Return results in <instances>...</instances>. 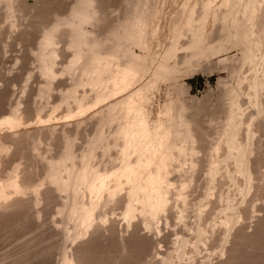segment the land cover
Wrapping results in <instances>:
<instances>
[{
  "label": "rangeland",
  "instance_id": "374dc122",
  "mask_svg": "<svg viewBox=\"0 0 264 264\" xmlns=\"http://www.w3.org/2000/svg\"><path fill=\"white\" fill-rule=\"evenodd\" d=\"M79 1L0 0V144H4L1 141L4 140L6 147L9 146L7 152L5 150L0 158V172L2 173L0 176L2 177L1 184H3V181L9 180L8 176L12 173V178L17 180L21 186L16 192L9 187V190H6V194L9 193L7 194L9 199H6V194L4 195L5 199L3 197L0 199V264H62L66 256L69 261L74 259L71 263L68 262L69 264H264V84L261 86V92L258 91L259 94L255 95L253 92L255 91V81H264V76L263 79H259L262 74L264 75V60L261 58L264 56V5H260L259 7H262L258 8L254 15L253 6L255 7L256 0H166L167 2L165 0H95V9H93V0L90 2L93 5L91 4L90 7L89 4L85 6V4L83 5L85 2L82 1L81 4ZM228 2L232 8H229ZM210 4L211 6H209ZM241 5L246 8L242 9ZM143 6L149 12H145V10L143 12ZM193 7L194 9H192ZM10 8L11 10H9ZM83 8L85 11H90L88 12L90 15H93L91 12L97 13L95 14L97 17L94 18V15L87 22L83 21V15L87 13L83 12ZM12 9L15 11L13 12ZM135 9L139 11L141 9L140 12L148 18L146 20L149 25L155 24L153 27L148 25L151 31L154 27H156L154 29L156 31V24L160 22V27L158 25L159 29L156 32L147 33L146 30L148 35L146 34L145 37L148 36L146 37L148 40L144 38V42L145 44L148 42L146 45L149 48L141 46L146 48L143 52L141 47H133L141 55L138 54L139 60L144 61L141 63L142 66L144 67L146 60L145 67H149V69L145 68L147 70L145 73L146 70L144 71L141 66L143 74H146L141 75L147 81L140 78L141 76L137 81L143 80L144 88L150 84L148 92L146 89L143 91L144 94L145 91L147 92L146 99L148 95L145 105L149 110L148 114L150 113V122L154 124L159 119L160 121L164 119V121H168V123L163 121L168 124L167 126L170 127L172 124L174 137L172 135L173 141H171L177 142V145L174 143L176 147L173 144L174 147L182 151L176 150V152L173 147L172 156L174 155L173 151L176 153L172 159L169 157L172 164L169 166L170 162H168L169 168L167 169L170 171L167 172L166 177L169 180L165 184L164 193L167 191L170 193L169 196L168 192L166 194L169 198L167 197L166 201L168 202L164 203V207L157 208L158 211H155L154 215L153 212H149L153 207L149 209L150 206L141 205L143 204L140 201L142 192H139L141 198L138 193L136 194L138 197L132 196L133 201L134 197L139 198L136 199L138 203L134 201L133 206L138 207L140 204L141 209L133 207L134 213L132 214L130 211L129 214L132 215L128 214V216L129 211L126 213V210L131 197L130 184L132 180L122 176L124 183L119 185L117 176H114L115 170H119L118 168L122 166L121 163L123 164L126 160H122V157L127 156V153L121 151V147L124 150L122 137L120 136L118 139V136H115L120 124L122 125V122L125 121V117L122 115V110L118 108L115 119L106 120L108 112L106 104L119 99L127 91H121L118 95L112 93L111 95L114 97L111 99V92L107 91V87H102L103 90L105 89L102 91L100 89L102 85L99 86L100 88L87 85L88 83L85 82L87 77L82 74L81 66L79 67L78 64L74 67L75 65L71 66V63L75 58L76 51L81 50H77L80 45L83 46L82 52H84L82 63L89 58L88 56L86 58V55L91 50L89 49L90 44L88 46L85 43H91V39L87 36L90 39L88 41L86 36V39L81 37L80 32L81 35H84L82 33L87 31L86 33H89V36L92 35V38L96 36L98 43L94 40L96 44L92 41L91 46L99 44L100 47H97L101 49L99 51L107 54L111 52L110 45L112 46L114 41H111L113 34H111V40L108 35L113 31L115 33L117 26L126 19L127 12H129L127 16L132 15L136 12ZM191 9L195 10L194 13L198 18L202 14V19L200 18L199 21L203 22L194 20L197 18L194 17L195 14L191 12ZM190 12L194 14L192 21ZM226 14H230V16H225L227 18L225 21L224 15ZM68 17L70 18L68 19ZM189 17H191L189 21L191 23L188 22ZM251 17L257 21L253 26L256 25L259 32L254 30L257 28L253 27L256 33L255 36L252 34L253 40L257 38L254 40L255 47L253 46V48L257 53H255V58L248 59L250 60L248 63L247 59L243 58L245 56L243 38ZM219 19H222L221 22H223L221 23ZM193 20L195 23L192 25ZM197 22V25L200 23L199 26L194 25ZM66 23L71 26L69 27ZM69 28L77 30V32ZM194 28H197L195 29L197 33L192 30ZM51 29L54 39L56 38V45L54 43L53 46L55 45L54 49L57 54L51 60L49 57L47 60L45 59L44 63L40 56V42L46 32H50ZM202 29L205 33L201 31ZM192 31L195 33L193 34ZM181 33L182 35H180ZM200 33L205 34V37L208 35L207 39L211 36L208 40L216 42H209L212 46L208 42L206 43V46L209 45L214 51L208 46L205 47L208 50L203 48L206 38L202 45L195 41L197 38L194 36ZM209 34L211 35L209 36ZM178 35L184 43L196 38L193 42L194 44L196 42L194 48L189 46V43L192 42H187L191 47V52L194 50L196 52H192L193 55H196H192L193 61L190 60L192 62H189L192 53L186 52V49L183 48L184 51L180 48L181 45L177 46V50L180 49L174 55L176 52L174 53L173 50L177 44L173 41L176 39L177 43ZM79 36L83 42L87 40L84 43L86 46L83 42H78L80 41ZM259 36L261 37L259 38ZM107 37L109 42H112L111 44L107 41ZM72 41L74 44L71 43ZM181 41H178V45L181 43L183 46ZM172 43H174V49ZM199 44L204 51L201 50ZM257 45L259 49H257ZM171 46L173 55H167L168 50L171 52ZM221 46L223 49L220 48ZM217 48L222 51L216 53ZM208 51L209 53L213 52L209 55ZM204 52L207 54L204 55ZM170 55L173 57L172 59L168 58ZM162 57L166 60H163ZM182 57L186 59L188 57V60ZM179 59L180 61L183 59L184 63L188 61L189 64L185 63L182 68L180 65L183 63H180ZM245 59L247 63H243ZM254 60L256 62L252 63ZM161 63L169 68L172 66L171 70L174 67L175 71H171L173 78L172 76L168 78L170 69L159 65ZM176 63H179L178 69L174 66ZM46 64L50 65L51 69L53 68V75L50 74L51 70ZM156 66L164 70L160 71ZM253 69L256 73L255 76L252 73ZM155 70H158L157 73ZM260 70L263 73L259 72ZM47 71L49 72L47 73ZM163 71H165L164 77L167 75L166 79L160 75ZM243 72L250 78L253 77V80L251 79L250 82L248 76H245L246 84L241 78H244ZM153 73L156 77L160 75L158 76L160 79L152 78L154 81L158 80L157 84L156 81L153 82L149 79ZM161 76L165 80H161ZM199 76L204 78L202 85L194 80ZM237 76L239 77L237 78ZM81 77L86 78L84 83H81L85 86L77 84V88L75 84L78 83V80L80 81ZM212 78L215 80L212 81ZM140 82H136L139 84H135L137 86L133 87L142 88L143 85ZM148 82L152 84H148ZM241 84L244 86L243 90H239L243 87ZM139 85L142 86L139 87ZM231 86L236 87L234 89L239 91H234ZM76 88L77 91L74 90ZM98 89L102 93L109 92L105 97L106 100H104L105 98L103 101L99 99L100 102L97 100V93H101ZM128 91L130 92L129 89ZM250 92H253L254 95L251 96ZM68 94L73 95L74 98H68ZM254 101H256L255 104ZM258 102L260 105H257ZM80 105L84 107V111L81 110ZM236 108H238L236 111L238 114L241 111L239 114L241 122L239 115L235 116ZM7 116L14 119L17 117L21 124L19 123L17 126L18 121L15 119L16 127L11 128L8 125L10 121L6 120L3 123ZM170 117L173 121L169 120ZM236 117H238L239 123L236 122ZM101 119L103 122H100ZM222 127H229L230 131L226 128L222 129ZM100 135L104 138H101ZM97 136L98 139H96ZM224 136L225 139L227 138V142H223ZM241 138L245 141H242ZM188 139H195V141L192 143ZM96 140H100L98 141L101 143L98 144L99 146L95 145ZM69 141L71 147L74 146L72 150L74 157H71L73 160L71 158L68 161H65L66 158L62 160L65 168L62 166L58 169L60 173L57 176L60 174L61 176L57 178H62L57 179L55 176L58 181L64 179L63 182H68L69 180L65 181V179L71 178L75 169H81L84 163H90L93 167L95 166L96 170L105 172L106 176H111L113 172L105 183L109 184L104 186L105 188H102L100 193L90 192V187L87 186L88 182L78 185V189L81 185V190L78 191L83 203L86 202L89 206L94 200L92 205L94 215L90 218L92 220L89 219L84 226L78 225L77 216L70 217L68 214L69 209L74 205L76 191L71 187H67L68 190L66 186H63L64 184L61 185L62 181L58 182L51 175L55 180L52 181L50 176L51 170L54 171V169L50 170L51 164L53 162L57 164L64 158L63 156L67 152L65 150L70 147V144L68 148L66 145ZM72 142L75 144L73 145ZM244 142L247 143V148L243 144ZM223 143L228 145V154ZM122 144L123 146H121ZM94 146L96 148L93 149ZM191 147L196 149L193 151ZM92 149L94 152L90 156ZM131 150L133 151V149ZM183 150L185 151L183 152ZM235 151H237L236 155ZM121 152L124 153V156H121ZM133 152L135 154L137 150ZM131 153L130 151L129 154ZM137 156L133 157L137 158ZM212 161H216L217 164L214 162L211 164ZM233 161L237 164H233ZM73 164L75 169L72 168ZM211 165L212 167H210ZM13 168L18 171L17 176L14 173L15 177H13ZM17 171L15 170V172ZM125 178L131 183L129 184ZM59 185L63 189L60 190ZM117 187L119 188L117 189ZM18 192L21 193L17 194ZM23 194L24 196H22ZM10 195H12L11 198ZM37 196L38 198H36ZM233 215L234 218L231 217ZM226 224H230L228 228ZM70 236L76 237L72 240L69 239Z\"/></svg>",
  "mask_w": 264,
  "mask_h": 264
},
{
  "label": "bare ground",
  "instance_id": "6f19581e",
  "mask_svg": "<svg viewBox=\"0 0 264 264\" xmlns=\"http://www.w3.org/2000/svg\"><path fill=\"white\" fill-rule=\"evenodd\" d=\"M15 1V0H14ZM78 1V0H77ZM85 2V3H83V2ZM252 1V0H251ZM261 1L262 0H256V3H254V5H255V7L253 6V12H255V13H253L254 15L256 14V12H257V10H258V8L260 9L264 4H263V2L261 3ZM5 2V1H4ZM81 2V4L83 3V5L85 4V6L86 5H88L89 7H90V5L92 4V3H90L91 2V0H87V2H86V0H80L79 1V3ZM93 2H94V8H93V6H91L93 9H95L96 7H95V0H93ZM165 2H167L166 0H165ZM164 2V3H165ZM243 2V1H242ZM2 3V2H1ZM12 2L10 1V4H11ZM210 3H212V2H210ZM75 4V3H74ZM78 4V3H77ZM76 4V5H77ZM12 5V4H11ZM13 5H14V3H13ZM139 5L141 6V4L139 3ZM149 5V4H148ZM228 5H229V8L231 7V4L228 2ZM238 5V4H237ZM236 5V6H237ZM243 5V4H242ZM241 5V6H242ZM246 5V4H245ZM260 5H262L261 7H259ZM6 6V5H5ZM87 6V7H88ZM139 6V7H140ZM209 6H211V4L209 5ZM208 6V7H209ZM213 6V5H212ZM14 7V6H13ZM147 7H149V6H147ZM8 8H9V6H8ZM12 8V7H11ZM11 8L9 9V10H11ZM73 8V7H72ZM80 8V7H79ZM145 8V6H143L142 7V10H143V12H144V9ZM152 8H153V6H152ZM228 8V9H229ZM232 8V7H231ZM236 8V7H235ZM243 8H246V7H243L242 6V9ZM71 9V8H70ZM85 8H83V12L85 11L84 10ZM139 9V8H138ZM150 9V8H149ZM192 9H194V7L192 8ZM192 9H191V12H193L194 13V11H192ZM196 9V8H195ZM7 10V9H6ZM75 10V9H74ZM97 10V9H96ZM95 10V11H96ZM136 10V12L134 13V14H132V15H129V16H127L128 14H129V12H127V15H125L126 17V19L125 20H123L122 21V23L121 24H119L118 26H117V28H116V32L114 33V31H113V33H110V35H108V37L110 38V40H111V34H113V38H112V40L111 41H113V43L112 42H109L110 40L108 39V37H107V41L111 44H113L112 46L110 45V48H111V52H108L107 54H105V53H103L102 51H99V50H101V49H98L100 46H99V44H97V46L96 45H94V46H91V44H92V41H93V43L96 41V43H98L97 42V38H92L91 36L92 35H88L89 33H86L85 31H84V33H82V34H84V35H81V32H80V36L81 37H83V38H85V36H86V38H87V36L91 39V43H85V41H89L90 39L89 38H87V40H84V42L82 41V39H81V37L79 38L80 39V41H78V42H83V44L85 43L86 45H88V44H90V47H89V49H91V50H89V52H90V54H89V52H88V55H86V58H88V59H86V61L84 62V63H82V57H84V52H82V48H83V46L82 45H80V47H79V45H76L77 47H79V49H77V50H80V51H76V54H74V60H73V62L71 63L72 65L71 66H74V67H76V66H78V64H79V67L81 66V70H83V75H86V77H87V79L86 78H84L83 79V77H81L80 78V81L78 80L77 82L78 83H76L75 84V86L77 87V84L78 85H80L81 83H84V80H85V82H87L86 84L87 85H93L94 86V88H97V87H99L100 85H102L101 86V90L102 91H105V89L103 90L102 89V87L103 88H106V89H108L107 91H109V92H111L110 93V95L113 93V95H118L119 94V92H121V91H127V92H129L128 91V89L130 90V92L129 93H127V92H125V93H127V94H123V96L122 97H120L119 99H116V100H114V101H109L108 102V104H106V108H107V121L109 120V121H112V120H114L115 119V115L117 114L116 113V111H117V109L118 108H120L121 110H122V115L125 117V121L124 122H122L123 124L121 125L120 124V127L117 129V131H116V133H115V136L117 135L118 136V139L120 138V136L122 137V139H123V144H124V150H123V147H121V151H124V153H127L126 155V157L125 158H123L122 157V160H125L124 162H123V164L121 163V167H119L118 169L119 170H115V172H114V176L116 175L117 177H121V178H117L116 177V179H117V182H118V184L120 185V183H124L122 180H124V179H122V176H125V177H127V179H130V180H132V183H131V181L129 182L126 178H125V180L127 181V182H129V184H130V189H131V197H130V200L128 201L129 202V204H128V206H127V210H126V213H127V211H129L128 213H127V215L129 214V213H131L132 212V214L134 213V211H135V209H133L132 210V208L134 207L133 205L135 204V202L134 201H137L139 198H141V195H140V193L139 192H142L141 194H142V199H143V201H142V199L140 200L141 202H143V204H141L142 206H144V204L146 205V206H144V207H149V209H152L151 207H153V209H155V210H150L149 212H153V214L155 215V211H158V209L157 208H160L161 206L162 207H164V203L166 202H168V201H166L169 197V193L170 192H168V196H166V194H167V192L166 193H164V187H165V184L168 182V180L169 179H167V177H166V175H167V172H169L170 171V169H167V168H169L168 167V162H170V165L169 166H171V164H172V160H170V158L169 157H171V159L174 157V155H175V153L177 152L176 150H179V148L178 149H176L175 147H176V145L172 142L173 140V138H172V135H173V132H174V130H172V128H174L173 126H172V128H171V125H170V127L169 126H167L168 124H165L164 122H166V123H168V121H164V119H161V120H163V121H160V119H159V121L157 122H155L154 124L153 123H151L150 121V113L148 114V111L149 110H147V108H146V101L148 100V95H147V99H146V97H145V95L147 94V90H149L148 89V86L150 85L149 83H151V82H148V84L149 85H147V87L146 88H144V84H142V81L143 80H145V77H144V79H143V75H146V74H143V69H144V71L146 70L145 68H147V69H149V67H145L146 66V60H145V65H144V67L142 66V64L141 63H143L144 61H140L139 60V58H140V53H137L136 52V49L134 48L133 49V47L135 46V47H141V46H146L147 47V43L148 42H146V44H145V42H144V38L146 39V40H148L146 37H148V36H146L145 37V35L147 34V33H150V32H153L154 33V29L156 28V27H154L153 28V30L151 31L150 30V28H148L150 25H149V22L147 21L148 20V18L147 17H145L144 16V14L143 13H141L140 11H141V9H140V11L139 10H137V9H135ZM219 10V9H218ZM12 11L14 12L15 10H13L12 9ZM71 11V10H70ZM139 11V12H138ZM227 11H229V10H227ZM231 11V10H230ZM244 11V10H243ZM243 11H240V12H243ZM1 12V11H0ZM11 12V11H10ZM13 12H11V13H13ZM79 12V11H78ZM77 12V13H78ZM82 12V13H83ZM87 12V13H86ZM88 12H90V11H85L84 13H86L85 15H83V21H85V22H87L89 19H90V17L92 16H94L95 14H97V13H92L91 12V14H93V15H90V13H88ZM145 12H149V11H146L145 10ZM190 12V15H191V17H189V20H188V22L190 21V18H191V21H192V19H194V17H196V13H194L195 14V16H194V14L193 13H191ZM7 13V12H6ZM72 13V12H71ZM155 13H156V10H155ZM222 13V12H221ZM8 14H10V13H8ZM70 14V13H69ZM131 14V13H130ZM150 14V13H149ZM151 14H152V12H151ZM150 14V15H151ZM153 14H154V9H153ZM152 14V15H153ZM206 14V13H205ZM224 14H225V12H224ZM79 15V14H78ZM194 17H193V16ZM220 15V14H219ZM218 15V16H219ZM228 14H226V15H224V20H225V18L226 17H229L230 16V14L227 16ZM241 15V14H240ZM11 16H13L12 14H11ZM10 16V17H11ZM67 16V15H66ZM202 14H200V18L202 19ZM213 16H215L214 14H213ZM226 16V17H225ZM253 16V15H252ZM9 17V18H10ZM91 17V18H92ZM97 17V15H95L94 16V18H96ZM204 17H205V15H204ZM216 17V16H215ZM220 17V16H219ZM218 17V18H219ZM242 17V16H241ZM255 17V16H254ZM254 17L252 18L251 17V19L249 20L250 22H249V24H247L248 25V27H247V29H246V32H245V35H244V38H243V43H244V46H245V52H244V54H245V56H243V58L245 57L246 59H247V62L249 61L250 62V60H248V59H253V58H255L256 56H255V53H257V52H255V50H254V48H253V46H254V40L255 39H257V38H255L254 40H253V37L256 35V33L254 32V30H256V31H258V29L259 28H257V26L255 25V26H253L254 24H255V22H257V21H255L254 20ZM5 18H6V16H5ZM12 18V17H11ZM70 17H68V19H69ZM146 18H147V20H146ZM197 19H194L195 21L196 20H198L199 21V19L200 18H198V17H196ZM221 18V17H220ZM223 18V17H222ZM236 18V17H235ZM77 19V18H76ZM227 19V18H226ZM67 20V19H66ZM66 20H63L64 22H66ZM193 20V22H192V25H193V23H195V21ZM220 20V19H219ZM222 20V19H221ZM221 20H220V22H221ZM237 20V19H236ZM8 21V20H7ZM11 21V20H10ZM82 21V22H83ZM156 21V20H155ZM202 20H200L199 22H201ZM226 21V20H225ZM224 21V22H225ZM58 22V21H57ZM63 22V23H64ZM203 22V21H202ZM223 22V21H222ZM221 22V23H222ZM236 22V21H235ZM55 23V22H54ZM59 23V22H58ZM58 23H56L57 25H59ZM63 23H62V26H63ZM72 23V22H71ZM81 23V22H80ZM84 23V22H83ZM154 23H157V22H154ZM154 23H152V24H154ZM160 22H158V24H156V26H157V30L159 29L158 28V25H159V27H160V24H159ZM189 23H191V22H189ZM189 23H187V24H189ZM67 24V23H66ZM65 24V25H66ZM74 24H76V23H74ZM86 24V23H85ZM84 24V25H85ZM118 24V23H117ZM116 24V25H117ZM198 24V22L196 23V24H194V25H197ZM232 24H233V22H232ZM68 26H69V24H67ZM77 25V24H76ZM79 25V24H78ZM149 25V26H148ZM155 25V24H154ZM153 25V26H154ZM191 24H190V27L192 26ZM199 25H200V23H199ZM199 25H197V26H199ZM263 25V24H262ZM54 26H56L55 24H54ZM53 26V27H54ZM71 26V25H70ZM69 26V27H70ZM80 26V25H79ZM152 26V25H151ZM152 26V27H153ZM196 26V27H197ZM52 27V28H53ZM86 27V26H85ZM84 27V28H85ZM114 27V26H113ZM227 27V26H226ZM253 27L254 28H257V29H254L253 30ZM258 27H260V26H258ZM61 28V27H60ZM75 28V27H74ZM198 28V27H197ZM197 28H194V29H192V30H194L195 31V29H197ZM69 29H72V28H69ZM81 29H83V28H81ZM88 29V28H87ZM149 29V30H148ZM228 29V28H227ZM227 29H226V32H227ZM260 29H261V27H260ZM49 30V29H48ZM47 30V31H48ZM55 30V29H54ZM73 30V29H72ZM71 30V31H72ZM111 30V29H110ZM146 30H147V33H146ZM156 30V31H157ZM234 30H235V28H234ZM73 31H75V30H73ZM155 31V32H156ZM201 31H203V29L201 30ZM53 31H52V29H51V31L49 32L48 31V33L46 32V35L44 36V38L41 40V44H40V47H41V50H40V56H42V58H43V61H44V63H45V59L47 60L48 59V57H49V59L51 60V59H53L52 57L53 56H55L56 54H57V52H56V49H54V46L56 45V38L54 39V37H53V34L54 33H52ZM75 32H77V30L75 31ZM74 32V33H75ZM145 32V33H144ZM193 32V31H192ZM196 32V31H195ZM195 32H193V34L195 33ZM223 32V31H222ZM235 32V31H234ZM259 32V31H258ZM261 32V31H260ZM197 33V32H196ZM202 33V32H201ZM200 33V34H201ZM203 33H205L204 31H203ZM57 34V33H56ZM78 34V33H77ZM77 34H75V35H77ZM183 34H184V30H183ZM199 34V35H200ZM252 34H254V36L252 35ZM148 35V34H147ZM180 35H182V33L180 34ZM195 35H197V34H195ZM199 35H197V36H194V37H196L195 39H193L192 41H187V42H192L191 44L189 43V46L191 45V47L192 48H194V46H195V44H196V42L197 43H199L200 42V44L202 45L203 44V41H204V38H206V42H205V44H204V49L205 50H208V49H206L205 47H210V46H212V44L211 43H216L214 40H213V42H211L212 40H208V39H210V35L211 34H209V38L207 39V37H208V35H207V37H205L204 35H200V36H204L202 39L200 38L199 39ZM199 36V37H198ZM56 37V36H55ZM74 37H76V36H74ZM182 37V36H181ZM193 37V38H194ZM235 37V36H234ZM261 36H259V38H260ZM72 38V37H71ZM78 38V37H77ZM85 38V39H86ZM178 38H179V35H178ZM177 38V39H178ZM222 38V37H221ZM54 39V40H53ZM93 39V40H92ZM223 39V38H222ZM221 39V40H222ZM74 40V39H73ZM95 40V41H94ZM194 40L196 41L195 42V44L193 43L194 42ZM208 40V41H207ZM220 40V39H219ZM220 40V41H221ZM235 40V39H234ZM75 41V42H74ZM74 41H72L71 43L72 44H74V43H76V40H74ZM179 42L181 41V39L179 38V40H178ZM178 41H177V43H176V39L173 41L175 44H177L176 45V48L174 49V43H172V45H173V51H174V53L176 52V51H179V49L180 48H185L186 49V52H188V53H190L191 52V47H189L188 46V43L186 44V43H184V42H182L183 43V46H182V44L181 43H179V45H178ZM74 42V43H73ZM115 42V43H114ZM208 42V44H209V42H211L209 45H207L206 46V43ZM55 43V45L53 46V44ZM96 43H94V44H96ZM144 43V45H142ZM218 43V42H217ZM228 43V42H227ZM231 43V42H230ZM255 43L257 44V42L255 41ZM259 43V42H258ZM77 44V43H76ZM82 44V43H81ZM84 44V46H86ZM187 46V48H186V46ZM192 44H193V46H192ZM200 44H199V46H200ZM233 44V43H232ZM259 44H261V43H259ZM258 44V45H259ZM149 45V44H148ZM181 45V46H180ZM222 45V44H221ZM230 45V44H229ZM257 45V46H258ZM53 46V47H52ZM82 46V47H81ZM89 46V45H88ZM177 46H180V48H178V50H177ZM185 46V47H184ZM214 46H215V44H214ZM226 46V45H225ZM260 46V45H259ZM259 46L257 47V49H259ZM52 47V48H51ZM74 47V46H73ZM92 47V48H91ZM98 47V48H97ZM189 47V48H188ZM227 47H229V46H227ZM255 47V46H254ZM138 48V49H139ZM142 48V47H141ZM145 48V47H144ZM144 48H142V50H143V52H144ZM147 48H149V47H147ZM200 48H201V50L203 49L202 48V46H200ZM211 48V47H210ZM221 49H223V47L221 46L220 47ZM230 48V47H229ZM228 48V49H229ZM146 49V48H145ZM185 49H183L184 51H185ZM204 49H203V51H204ZM211 49H213V48H211ZM218 49V48H217ZM140 50V49H139ZM168 50V49H167ZM167 50H166V52H165V54L167 53ZM193 50V49H192ZM141 51V50H140ZM146 51V50H145ZM170 50H168V53H167V55H169V54H172L173 55V51H172V46H171V52H169ZM213 51H214V49H213ZM212 51V52H213ZM216 51V53H219V51L221 52L222 50H215ZM218 51V52H217ZM225 51H226V49H225ZM193 53L195 52V50L194 51H192ZM191 52V53H192ZM202 52V51H201ZM211 51H210V53H212ZM193 53L190 55L191 57V59H189V62H192L193 60H192V55H193ZM196 53V52H195ZM208 53H209V51H208ZM210 53H209V55H210ZM140 56H139V55ZM164 54V55H165ZM177 54V52L174 54V55H176ZM207 54V52H204V55H206ZM215 54V53H214ZM258 54H260V51H258ZM83 55V56H82ZM90 55V56H89ZM144 55H146V54H144ZM167 55H165V56H167ZM202 55H203V53H202ZM213 55V54H212ZM88 56V57H87ZM188 56V55H187ZM193 56H196L195 54L193 55ZM146 57H147V55H146ZM171 57V59L173 58L171 55L168 57V58H170ZM178 57V56H177ZM183 57H185L184 55H183ZM182 57V58H183ZM201 57V56H200ZM258 57V56H257ZM142 59H144V57H141ZM163 58V57H162ZM179 58V57H178ZM259 58V57H258ZM263 60H264V56L263 57H261ZM170 59V62H172V60ZM183 59H186V58H183ZM182 59V61H180V59L178 60V61H180V63H183V64H181L180 65V67H182L185 63L186 64H189V62L188 61H186L185 63H184V60ZM246 59H245V61L243 60V63L244 62H246ZM147 60H148V58H147ZM163 60H166L165 58H163ZM163 60L161 59V61L163 62ZM186 60H188V57H187V59ZM190 60H192V61H190ZM80 61H81V63H80ZM177 61V60H176ZM177 61V62H178ZM261 61V60H260ZM140 62V63H139ZM166 62V61H165ZM188 62V63H187ZM246 62V63H247ZM248 62V63H249ZM256 61L254 60V62H252V63H255ZM167 63H169V62H167ZM77 64V65H76ZM179 64V63H178ZM177 63H176V65L174 64V66H176L175 68L176 69H178L177 68V66L179 67V65H178ZM47 65V64H46ZM159 65H164V66H166L165 64H159ZM158 65V66H159ZM253 66H255V64H252ZM261 65H262V63H261ZM264 65V64H263ZM70 66V67H71ZM141 66L143 67V69L141 68ZM149 66V65H148ZM169 66H171V65H169ZM243 66V65H242ZM256 66H258V65H256ZM42 67H43V64H42ZM47 67H48V69L49 70H51V73L50 74H52V69H51V66L49 65H47ZM159 67H161V66H159ZM168 69H170V68H172V66L169 68L168 66H166ZM165 67V69H166V72H167V68ZM44 68V67H43ZM71 68H73V67H71ZM83 68V69H82ZM156 68H157V66H156ZM183 68V67H182ZM253 68V67H252ZM45 69V68H44ZM47 69V70H48ZM157 69H160V71H162V70H164L163 68H162V70H161V68H157ZM264 69V68H263ZM262 69V67H261V70H263ZM252 70V69H251ZM261 70L259 71V72H261ZM156 71H158V70H155V73H157ZM171 71H175V69H174V67H173V69L171 70L170 69V73H169V70H168V73L170 74V75H168V78H170L169 76H172V78H173V73L171 74ZM180 71V70H179ZM178 71V72H179ZM264 71V70H263ZM45 72V71H44ZM49 71H47V73H48ZM82 72V71H81ZM142 72V73H141ZM147 72V70L145 71V73ZM165 71H163L160 75H163V73H164ZM255 71H254V69H253V72L252 73H254ZM46 73V72H45ZM44 73V74H45ZM53 73H55V72H53ZM155 73H153V76H151L149 79H151L150 81H153V82H155L154 80H152V78L154 79H156L158 76H160V75H158L157 77L154 75ZM261 73H263V72H261ZM260 73V74H261ZM141 74H143V75H141ZM167 74V73H166ZM245 73L243 72L242 73V75L244 76V78L243 77H241L242 79H244V81H245V83H246V80H245V76H248L247 78H248V80H250V82H251V79L253 80V74H252V78H250L249 77V75L247 74H245ZM255 74L256 73H254V76H255ZM53 75V74H52ZM239 75V74H238ZM250 75H251V73H250ZM259 75V74H258ZM46 76V75H45ZM55 76V75H54ZM141 76V77H140ZM236 76V75H235ZM261 76V75H260ZM263 74H262V76H261V78H259V79H263ZM48 77V76H47ZM50 77V79L52 78V76L50 75L49 76ZM139 77L140 78H142L143 80L140 82V80L139 81H137V79H139ZM163 77H164V75H163ZM163 77L161 76V80L163 79ZM166 77H167V75H166ZM166 77H164L165 79H166ZM239 76H237V78H238ZM171 78V79H172ZM250 78V79H249ZM149 79H148V81H149ZM157 79H160V77H158ZM165 79H163V80H165ZM258 79V78H257ZM239 80V79H238ZM255 80V79H254ZM264 80V79H263ZM145 81H147V79L145 80ZM243 81V82H244ZM136 82H140L142 85H139V87H141L142 86V88H137V87H133L135 84H139V83H136ZM241 82V81H240ZM240 82H239V84H240ZM90 83V84H89ZM146 83V82H145ZM158 83V80L156 81V84ZM245 83H243V84H245ZM248 83H249V81H248ZM152 84V83H151ZM247 84V83H246ZM252 84V83H251ZM262 84H264V81H261V82H258V80L257 81H255V83H254V86H255V91H253L254 93H255V95H257V94H259L258 93V91H260V89L262 88L261 86H262ZM85 86V84H81L80 86ZM235 86H236V84H234ZM242 85V84H241ZM249 85V84H248ZM247 85V87H249ZM105 86V87H104ZM135 86H137V85H135ZM152 86V85H151ZM156 86V85H155ZM243 86V85H242ZM232 87V86H231ZM230 87V88H231ZM251 87H252V85H251ZM78 88V87H77ZM77 88L76 89H74V90H76L77 91ZM131 88H133V89H131ZM151 89H152V87H150ZM233 88V87H232ZM234 88H236V87H234ZM233 88V89H234ZM239 88V87H238ZM250 88V87H249ZM100 89H98V90H100ZM146 89V91H145V94L143 93V91ZM244 89V86L241 88V89H239V90H243ZM73 90V89H72ZM73 90V91H74ZM97 90V91H98ZM100 90V91H101ZM236 89H234V91H235ZM238 90V89H237ZM236 90V91H237ZM238 90V91H239ZM73 91H72V93H73ZM102 91H101V93L100 92H98L97 94V100L100 102V100L101 101H103V99L106 97V95L109 93H105V92H103L102 93ZM233 91V90H232ZM231 91V92H232ZM247 91H249L248 89H247ZM251 91V90H250ZM228 92H229V89H228ZM253 92L251 93V96L252 95H254L253 94ZM261 92V91H260ZM76 93V92H75ZM116 93V94H115ZM232 94H233V92H232ZM231 94V95H232ZM262 94V93H261ZM69 95V94H68ZM110 95H108V96H110ZM113 95H111V99L114 97ZM238 95V94H237ZM250 95V94H249ZM73 95H69V96H67L68 98L69 97H72ZM240 96V95H239ZM261 96V95H260ZM238 97V96H237ZM72 98H74V97H72ZM234 98V97H233ZM232 98V99H233ZM255 98V97H254ZM78 99H79V97H78ZM77 99V100H78ZM100 99V100H99ZM240 99V98H239ZM104 100H106V98L104 99ZM229 100V99H228ZM252 100H253V98H252ZM255 100V99H254ZM259 100V99H258ZM233 101V100H232ZM228 103L230 102V101H227ZM240 102V101H239ZM245 102V101H244ZM255 102L256 101H254V104H255ZM227 103V104H228ZM236 103H238V102H236ZM241 103V102H240ZM239 103V104H240ZM262 103V102H261ZM242 104V103H241ZM259 104V102L257 103V105ZM253 105V104H252ZM260 105V104H259ZM81 106V105H80ZM239 106H242V105H239ZM224 107H225V104H224ZM233 107V106H232ZM253 107H255V106H253ZM259 107V106H258ZM81 108V110L84 108L83 106H81L80 107ZM257 108V107H256ZM232 110H233V108H231ZM237 109L238 108H236L235 109V116H238L240 113H241V109L240 110H238V111H240V113L238 114V112H236L237 111ZM231 110V111H232ZM83 111H84V109H83ZM234 111V110H233ZM101 112V111H100ZM13 114V113H12ZM238 114V115H237ZM14 115V114H13ZM232 115H233V113H232ZM231 116V115H230ZM12 117H14V116H12ZM231 117H233V116H231ZM239 117V121L241 122V120H240V115L238 116ZM238 117H236V122H238L239 123V121H238ZM251 117H253L252 115H251ZM250 117V118H251ZM7 118V119H6ZM234 118V117H233ZM248 118H249V116H248ZM15 119H17V117H15ZM15 119L14 118H10L9 116H7V117H5V120L3 121V123H5V121L7 120V121H10V122H8V125L12 128L13 126L14 127H16V125L17 124H19L20 122H19V120L17 119V121H18V123H16L15 122ZM171 119V117L169 118V120ZM235 120V119H234ZM248 120V119H247ZM82 121V120H81ZM80 121V122H81ZM170 121H173L172 119L170 120ZM250 121V120H249ZM100 122H103L102 121V119L100 120ZM153 122V121H152ZM14 123V125H12ZM15 123H16V125H15ZM225 123V122H224ZM223 123V124H224ZM237 123V124H238ZM248 123V122H247ZM6 124H7V122H6ZM21 124V123H20ZM153 124V125H152ZM226 124V123H225ZM224 124V125H225ZM12 125V126H11ZM249 125V124H248ZM18 126V125H17ZM78 126V125H77ZM238 126V125H237ZM227 127V126H226ZM226 127H222V129L223 128H226ZM241 127V126H240ZM240 127H238L239 129H240ZM229 128V127H228ZM228 128H226V129H228ZM232 128V127H231ZM239 129H237L238 131H240ZM225 130V129H224ZM229 130V129H228ZM227 130V131H228ZM234 130V129H233ZM247 130V129H246ZM187 131H189V130H187ZM230 131V130H229ZM178 132V131H177ZM189 133H190V131H189ZM221 133H222V130H221ZM233 133V132H232ZM239 133V132H238ZM237 133V134H238ZM17 134V133H16ZM69 134V133H68ZM102 134V133H101ZM225 134V133H224ZM246 134V133H245ZM18 135V134H17ZM66 135V134H65ZM103 135V134H102ZM13 136H16V135H13ZM73 136V135H72ZM101 136V135H100ZM116 136V137H117ZM189 136V135H188ZM193 136V135H192ZM191 136V137H192ZM222 136V135H221ZM243 136V135H242ZM173 137H174V135H173ZM252 137V136H251ZM101 138H104V136L102 137L101 136ZM193 138V137H192ZM239 138V137H238ZM69 139V138H68ZM68 139H67V141H68ZM73 139H75V138H73ZM96 139H98V136H97V138ZM222 139H223V137H222ZM227 139V138H226ZM225 139V136H224V141L223 142H227V140ZM172 140V141H171ZM186 140H187V138H186ZM189 140V139H188ZM241 140L243 141H245V139H242L241 138ZM2 141V143H4V144H0V158H1V156H3V152L6 150V152H7V149H8V147H6L7 145H5V141L4 140H1ZM4 141V142H3ZM71 141V140H70ZM70 141H69V143L68 142H66V143H68V144H66L67 145V148H68V145L70 144V147L68 148V149H66L65 151H67L66 152V154L63 156L64 158L63 159H61L59 162H57V164H55L54 162L51 164V168H50V170L51 169H54V171L52 172V170H51V172H52V174H51V172H50V176L52 175V176H54V179H56L57 177H60L61 176V174H60V176L58 175L57 176V174H59L60 172H58V169H60L62 166H63V162H62V160H64L65 158L67 159V160H65V161H68V160H70V158L71 157H74L73 156V149H74V146H72L71 147V143H70ZM73 142H74V140H72ZM98 141H100V140H98ZM97 140L95 141L96 143H95V145H98L100 142H98ZM178 141V140H177ZM183 141H184V139H183ZM189 141H195V139L194 140H189ZM240 141V140H239ZM72 142V143H73ZM185 143V142H184ZM192 143H194V142H192ZM231 143H232V141H231ZM75 143H73V145H74ZM101 144V143H100ZM99 144V145H100ZM123 144L121 145V146H123ZM175 145V147H174V145ZM183 144V143H182ZM224 144V146H226V148L227 149H225V147H224V149L226 150V152H227V154H228V145H225V144H227V143H223ZM244 145H245V147H246V145H247V143H243ZM98 145V146H99ZM194 145V144H193ZM244 145H243V147H244ZM249 146V145H248ZM35 147V146H34ZM107 147H109V146H107ZM175 148V150L174 151H176L175 153H174V151H173V156H172V148ZM93 149L94 148H96L95 146L94 147H92ZM182 148H184V147H182ZM242 148V147H241ZM247 148V147H246ZM35 149V148H34ZM92 149V150H93ZM131 149H133V151H135V150H137V152H135V154L136 155H138L137 156V158L136 157H133V156H136L135 154H133L134 152L131 150ZM185 149H186V147H185ZM191 149L194 151L196 148H192L191 147ZM251 149V148H250ZM231 150V149H230ZM132 152L131 154H129V152ZM180 151H182V150H179V152ZM185 150H183V152H184ZM93 152H94V150L93 151H91V154H90V156L91 155H93ZM236 152L237 151H235V155H236ZM122 154H121V156L123 155L124 156V153L123 152H121ZM137 153H139V154H137ZM194 153V152H193ZM2 154V155H1ZM226 154V153H225ZM226 154V155H227ZM128 155H131V156H129L128 157ZM234 155V154H233ZM248 155V154H247ZM252 155V154H251ZM69 158V159H68ZM133 158V159H132ZM3 159V158H2ZM72 159V158H71ZM169 159V160H168ZM73 160V159H72ZM242 160V159H241ZM241 160H239V161H241ZM249 160V159H248ZM89 161V160H88ZM88 161H86V162H88ZM235 161V160H234ZM233 161V164H237L236 162H234ZM213 162L214 163H216V161H212V163L211 164H213ZM249 162V161H248ZM0 163H1V161H0ZM66 163V162H65ZM219 163V162H218ZM217 164V163H216ZM50 165V164H49ZM245 165V164H244ZM247 165V164H246ZM75 165L73 164V166H72V168L74 167ZM234 167H236L235 165H233ZM0 167H1V165H0ZM68 167V166H67ZM210 167H212V165L210 166ZM215 167H216V165H215ZM249 167V166H248ZM250 167H251V165H250ZM17 168V167H16ZM63 168H65V166H63ZM14 169V171H13V175H14V173L16 174H18V171H17V169H15V168H13ZM71 169V168H70ZM70 169H68V170H70ZM74 169H75V167H74ZM74 169H73V171H74ZM78 169V168H77ZM77 169H75L76 171H74L75 173L73 174L72 172H71V175H72V177L71 178H66L65 179V181L67 180L68 182H63V180H59V181H62V182H60L61 183V185H63V186H66V188L67 187H71V189L73 188L75 191H76V196H75V198H74V205L73 206H71V209H69L70 210V212L68 213L69 214V216L70 217H75V216H77V218H78V221H76L77 223H78V225H80V226H84V224H86L88 221H89V219L90 218H92L93 217V215H94V213H93V211H92V205L94 204L93 202H94V200H93V202H92V204L90 203V205L88 206V204H86V202H84L83 203V200L80 198V194H79V189H80V186H79V189H78V185L79 184H83L84 182L85 183H87V186L89 185V187H90V192H92L93 191V193L95 194V192L94 191H96L97 193L103 188H105L104 186H107L105 183H107L106 181L107 180H109L110 178H108L110 175L109 174H107V175H109V176H106V173L104 172V173H102V172H100L99 170H96L95 169V166L93 167V165H91L90 163H84V165H83V167L81 168V169H79V170H77ZM15 170L17 171V172H15ZM19 170V169H18ZM57 170V171H56ZM168 170V171H167ZM245 170V169H244ZM250 170H252L251 168H250ZM1 171V170H0ZM59 171H61V170H59ZM209 171H210V168H209ZM219 172V171H218ZM230 172V171H229ZM252 172V171H251ZM1 173V172H0ZM210 174L212 173V171L211 172H209ZM249 173V172H248ZM2 174V173H1ZM17 174H16V176H17ZM112 174H113V172L111 173V176H112ZM10 175H11V177H10ZM8 177H9V180L8 181H3L2 183L3 184H1V181H2V177L0 176V199L3 197V199H5L4 198V195L6 194V190H9V187L10 188H12V190H14V192H16V191H19V189H20V184L17 182V180H15L14 178H12V173L10 174ZM253 175V174H252ZM49 176V177H50ZM52 176H51V178H52ZM55 176H56V178H55ZM110 176V177H111ZM113 176V177H114ZM13 177H15V175L13 176ZM253 177V176H252ZM252 177H251V179H252ZM18 178V177H17ZM50 178V179H51ZM108 178V179H107ZM53 178H52V181L54 180ZM57 179H62V178H57ZM56 179V180H57ZM116 179H115V181H116ZM120 179V180H119ZM245 179V178H244ZM171 180V179H170ZM51 181V180H50ZM55 181V180H54ZM58 181V180H57ZM56 181V183L58 184V182ZM122 181V182H121ZM173 182V181H172ZM251 182V181H250ZM54 183V182H53ZM59 183V184H60ZM133 183H134V185H133ZM174 183V182H173ZM245 183V182H244ZM116 184V183H115ZM118 184H117V186H118ZM250 184V183H249ZM251 184H252V182H251ZM250 184V185H251ZM61 185H59V188H60V190L61 189H63L62 188V186ZM133 187H132V186ZM57 186V185H56ZM8 188V189H7ZM14 188V189H13ZM16 188V189H15ZM39 188V187H38ZM57 188V187H56ZM58 188V189H59ZM107 188V187H106ZM119 187H117V189H118ZM18 189V190H17ZM64 189H65V187H64ZM68 189V188H67ZM69 190V189H68ZM73 190V191H74ZM81 190V189H80ZM128 190H129V188H128ZM35 191V190H34ZM130 191V190H129ZM37 192V191H36ZM35 192V193H36ZM61 192V191H60ZM117 192V190L115 191V193ZM13 193V192H12ZM21 192H18L17 194H20ZM96 193V195H99V194H97ZM100 193V192H99ZM127 193H128V191H127ZM139 194L140 195V197L139 198H136V197H138V195L136 196V194ZM7 194H9V193H7ZM7 194L5 195V197H7L6 199H9L8 198V196H7ZM39 194V193H38ZM110 194H112V195H114L113 193H110ZM129 194V193H128ZM127 194V195H128ZM11 196L12 195H10V198H11ZM13 196H14V193H13ZM18 196V195H17ZM20 196V195H19ZM18 196V197H19ZM22 196H24V194L22 195ZM39 196V195H38ZM38 196L36 197V198H38ZM132 196H136V197H134L135 199H134V201H133V197ZM168 197V198H167ZM22 198V197H21ZM123 198H125V197H123ZM2 199V200H3ZM40 199H41V197H40ZM137 199V200H136ZM14 200V199H13ZM37 200V199H36ZM4 201H6V200H4ZM15 201H17V200H15ZM63 201V200H62ZM134 203V204H133ZM137 203H138V201H137ZM136 203V204H137ZM138 205V204H137ZM140 205V204H139ZM139 205H138V207H139ZM166 206H167V204H165ZM1 206H4V205H1ZM67 206V205H66ZM165 206V207H166ZM136 207V206H135ZM134 207V208H135ZM138 207H136V208H138ZM140 208V207H139ZM141 209V208H140ZM145 209V208H144ZM68 210V211H69ZM160 210V209H159ZM164 210V209H163ZM0 211H1V209H0ZM131 211V212H130ZM161 211V210H160ZM143 212H145V211H143ZM162 212V211H161ZM132 214H129L130 216L132 215ZM156 214H157V212H156ZM128 215V216H129ZM228 216V215H227ZM230 216V215H229ZM154 217V216H153ZM232 218H234V215L233 216H231ZM77 218H76V220H77ZM226 219V218H225ZM90 220H92V219H90ZM93 220H95L94 218H93ZM146 222V221H145ZM233 222V221H232ZM148 223V222H147ZM146 223V224H147ZM150 223V222H149ZM228 223V222H227ZM227 225V224H226ZM230 224H228L227 225V228H228V226H229ZM148 226V225H147ZM149 227H150V225H149ZM225 229V228H224ZM225 231V230H224ZM201 233H203V232H201ZM224 234V233H223ZM80 235V234H79ZM78 235V236H79ZM226 235V234H225ZM224 235V236H225ZM232 235V234H231ZM67 236H69V235H67ZM77 236V235H76ZM75 236V237H76ZM81 236V235H80ZM75 237L73 238L72 236H70L69 237V239H72V240H74L75 239ZM199 237V236H198ZM223 239H224V237H223ZM182 242V241H181ZM187 242V241H186ZM72 257V256H71ZM73 258V257H72ZM74 260V259H73ZM72 259L69 261V258L66 256L65 257V260H64V262L62 263V264H69L68 262H72L73 261ZM166 263V262H165ZM163 264V263H162Z\"/></svg>",
  "mask_w": 264,
  "mask_h": 264
},
{
  "label": "trees",
  "instance_id": "16d2710c",
  "mask_svg": "<svg viewBox=\"0 0 264 264\" xmlns=\"http://www.w3.org/2000/svg\"><path fill=\"white\" fill-rule=\"evenodd\" d=\"M194 80H196L198 83H200V85H202L204 82V78L202 76H199V77L195 78ZM211 80L214 81L215 79L212 78Z\"/></svg>",
  "mask_w": 264,
  "mask_h": 264
}]
</instances>
